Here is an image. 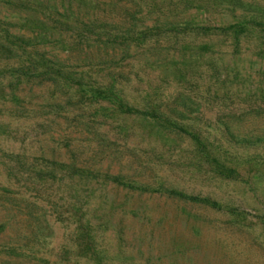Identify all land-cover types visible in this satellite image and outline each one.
Returning <instances> with one entry per match:
<instances>
[{"label": "rangeland", "instance_id": "rangeland-1", "mask_svg": "<svg viewBox=\"0 0 264 264\" xmlns=\"http://www.w3.org/2000/svg\"><path fill=\"white\" fill-rule=\"evenodd\" d=\"M240 1L264 16V0ZM203 10L0 0V83L29 64L74 77L26 71L15 96L0 97V264H264V43L258 26L182 29L236 19ZM96 86L197 128L222 160L251 165V182L207 170L184 133L88 100L82 90Z\"/></svg>", "mask_w": 264, "mask_h": 264}, {"label": "trees", "instance_id": "trees-1", "mask_svg": "<svg viewBox=\"0 0 264 264\" xmlns=\"http://www.w3.org/2000/svg\"><path fill=\"white\" fill-rule=\"evenodd\" d=\"M178 2L182 5L183 9L200 8L204 9L203 11L205 12H207L209 9L211 10L216 7H221L224 11H228L233 15V17H236L235 21L222 25H217L215 23H212L210 25H188L186 23L182 27V29L189 28L202 32L230 33L236 36L247 32L253 26H258L259 32L261 34L260 38L264 43V16L252 9L251 4L249 3L244 4L240 0H178ZM237 9L240 10L238 14L235 13ZM8 36L12 37L13 35L6 34V37ZM19 48L22 49L21 46H19ZM1 49L6 55H10L14 51L12 44H8ZM31 65L29 64L28 66H26L25 71L23 69V65L19 66V69H15L12 71V73H10L5 84L0 83V97H14V91L17 88L16 86L21 78H23L27 74L26 71L30 72L32 76L43 75L47 77H59L64 82H73L74 80V77L72 76L73 73L61 71L60 67L54 68L44 63L41 64L40 68L35 64ZM0 72H3V70H0ZM14 73L15 76H13ZM78 84L80 85L81 83ZM6 89H8V91H6ZM82 92L83 95H86V98L88 100L112 99L115 103V109L119 113L141 114L158 120L165 127L172 128L176 131L184 133L193 141L199 161L203 165H205L207 170L223 178L240 180L246 183L251 182L252 174L254 173V169L251 165L240 166L225 162L219 157L216 151L210 147L209 143L197 128L189 125L179 124L169 115H167V113L160 110L155 103L147 101L142 109L137 108L128 104V102L125 101L119 93L113 91L112 87L96 86L85 88L82 90ZM80 175H82L81 172ZM110 181L118 182V178L115 176H111ZM165 192H167L169 195L177 196L179 198L202 202L213 207H219V205L215 201L210 200L207 197L189 195L175 189H165ZM78 229H80L79 232L81 234V237L89 236V230L86 227H83L81 224H79ZM87 251L90 253V257L94 256V252L90 250L89 246H87Z\"/></svg>", "mask_w": 264, "mask_h": 264}]
</instances>
